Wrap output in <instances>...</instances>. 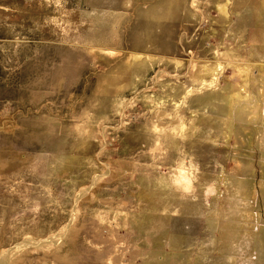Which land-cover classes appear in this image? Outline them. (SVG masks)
Here are the masks:
<instances>
[{"label": "rangeland", "instance_id": "1", "mask_svg": "<svg viewBox=\"0 0 264 264\" xmlns=\"http://www.w3.org/2000/svg\"><path fill=\"white\" fill-rule=\"evenodd\" d=\"M0 264H264V0H0Z\"/></svg>", "mask_w": 264, "mask_h": 264}]
</instances>
